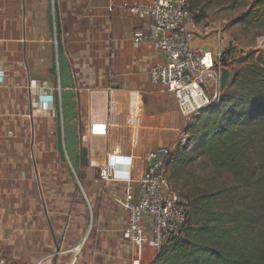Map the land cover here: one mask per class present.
Returning <instances> with one entry per match:
<instances>
[{"label": "crops", "instance_id": "1", "mask_svg": "<svg viewBox=\"0 0 264 264\" xmlns=\"http://www.w3.org/2000/svg\"><path fill=\"white\" fill-rule=\"evenodd\" d=\"M124 1L0 0V264H147L155 256L122 237L127 182L99 173L117 151L114 174L138 180L153 155L174 152L193 119L151 81L162 56L136 44L134 32L149 21L122 10ZM51 15L72 71L80 140L88 138L78 174L58 149Z\"/></svg>", "mask_w": 264, "mask_h": 264}, {"label": "trees", "instance_id": "2", "mask_svg": "<svg viewBox=\"0 0 264 264\" xmlns=\"http://www.w3.org/2000/svg\"><path fill=\"white\" fill-rule=\"evenodd\" d=\"M201 1L189 0L190 7ZM257 5L264 0L252 8ZM239 20L251 25L258 16L251 9ZM192 119L185 128L186 143L166 158V165L188 164L203 155L218 172L240 183L199 192L187 204L184 233L147 264H264V51L248 53L219 100Z\"/></svg>", "mask_w": 264, "mask_h": 264}, {"label": "built area", "instance_id": "3", "mask_svg": "<svg viewBox=\"0 0 264 264\" xmlns=\"http://www.w3.org/2000/svg\"><path fill=\"white\" fill-rule=\"evenodd\" d=\"M135 17L147 19L149 26L134 32L136 44L149 43L162 56L150 69L151 81L162 92L175 95L178 108L185 117L198 115L219 100L222 93L223 52L195 48L190 42L192 10L189 0H131L120 5ZM0 70V83L3 81ZM187 136V135H186ZM87 136L82 141H87ZM162 148L157 160L138 180H124L113 170L118 152L109 153L99 178L103 182L126 181L125 196L118 200L126 213L123 239L143 253L154 254L171 239L184 233L188 219V203L176 192L165 174L166 158L172 155ZM88 230L85 239L90 235ZM74 258L69 264H75Z\"/></svg>", "mask_w": 264, "mask_h": 264}, {"label": "rangeland", "instance_id": "4", "mask_svg": "<svg viewBox=\"0 0 264 264\" xmlns=\"http://www.w3.org/2000/svg\"><path fill=\"white\" fill-rule=\"evenodd\" d=\"M255 1L241 0L237 4H232L228 0H202L199 6L192 5L191 8L189 35L191 44L195 48L199 46L198 48L205 49L207 46L209 51L216 52L220 49L224 54L225 67L231 71V76L234 71L243 67L248 53L264 51V5L252 8ZM251 9L252 13L258 16V20L253 21L251 25L240 22L239 19ZM204 43L206 45L203 47ZM186 135L184 131L178 145L186 143ZM176 150L177 147L173 155ZM165 174L174 190L189 206L201 191L212 193L240 183L231 174L218 172L203 155L188 164L172 163L166 166Z\"/></svg>", "mask_w": 264, "mask_h": 264}, {"label": "water", "instance_id": "5", "mask_svg": "<svg viewBox=\"0 0 264 264\" xmlns=\"http://www.w3.org/2000/svg\"><path fill=\"white\" fill-rule=\"evenodd\" d=\"M56 6V3H54ZM53 5L51 3L50 8ZM54 26H56V43L54 44L53 60H52V74L55 78L54 85L56 92L54 94L55 116L57 121V142L58 149L62 155L63 161H69L74 168L76 174L79 173L80 156H83L82 162L84 165L88 163L87 148L81 147L79 121L76 119L77 112L75 109L76 91L74 88V81L69 61L64 53V46L62 43V30L60 28V21L58 16L56 21L54 17L50 16V29L54 34ZM206 51L209 47H205ZM231 71L227 68L222 69L221 85L225 87L230 81ZM163 159L162 154L153 155L150 159V167H154L157 160Z\"/></svg>", "mask_w": 264, "mask_h": 264}]
</instances>
